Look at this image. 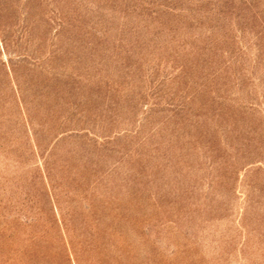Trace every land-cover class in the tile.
<instances>
[{
  "label": "rangeland",
  "instance_id": "374dc122",
  "mask_svg": "<svg viewBox=\"0 0 264 264\" xmlns=\"http://www.w3.org/2000/svg\"><path fill=\"white\" fill-rule=\"evenodd\" d=\"M0 264H264V0H0Z\"/></svg>",
  "mask_w": 264,
  "mask_h": 264
}]
</instances>
